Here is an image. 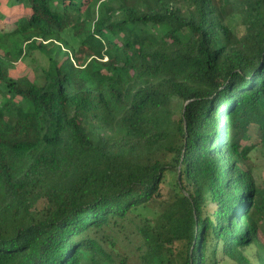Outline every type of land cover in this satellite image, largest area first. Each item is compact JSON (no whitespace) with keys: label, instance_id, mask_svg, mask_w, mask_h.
Wrapping results in <instances>:
<instances>
[{"label":"trees","instance_id":"16d2710c","mask_svg":"<svg viewBox=\"0 0 264 264\" xmlns=\"http://www.w3.org/2000/svg\"><path fill=\"white\" fill-rule=\"evenodd\" d=\"M250 126L264 0H0V264H264Z\"/></svg>","mask_w":264,"mask_h":264},{"label":"rangeland","instance_id":"374dc122","mask_svg":"<svg viewBox=\"0 0 264 264\" xmlns=\"http://www.w3.org/2000/svg\"><path fill=\"white\" fill-rule=\"evenodd\" d=\"M236 27V23H233ZM186 34V32H184ZM192 41V36L187 38ZM68 41L75 45L73 39L68 37ZM25 64L29 69H34L37 67L45 66V59L39 54L34 53L32 57L25 60ZM18 66V64H16ZM24 66L21 69L20 66L18 70L22 73ZM263 133L258 129L257 126H250L247 133L245 134V139L243 144L253 147V149L248 153L247 159L243 161L244 168L250 170L253 174L254 180L256 182V187L258 189L264 190V142H262ZM163 191L166 190V186L163 185ZM264 220V215H263Z\"/></svg>","mask_w":264,"mask_h":264}]
</instances>
